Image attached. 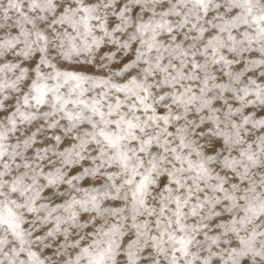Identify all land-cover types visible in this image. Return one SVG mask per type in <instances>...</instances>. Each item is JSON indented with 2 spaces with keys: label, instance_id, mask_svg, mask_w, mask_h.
I'll use <instances>...</instances> for the list:
<instances>
[{
  "label": "snow or ice",
  "instance_id": "obj_1",
  "mask_svg": "<svg viewBox=\"0 0 264 264\" xmlns=\"http://www.w3.org/2000/svg\"><path fill=\"white\" fill-rule=\"evenodd\" d=\"M0 264H264V0H0Z\"/></svg>",
  "mask_w": 264,
  "mask_h": 264
}]
</instances>
